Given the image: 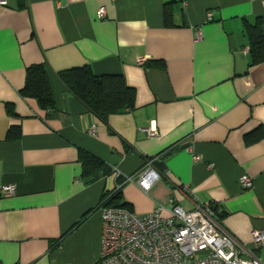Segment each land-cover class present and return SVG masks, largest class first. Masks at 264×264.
I'll list each match as a JSON object with an SVG mask.
<instances>
[{
    "label": "crops",
    "instance_id": "crops-1",
    "mask_svg": "<svg viewBox=\"0 0 264 264\" xmlns=\"http://www.w3.org/2000/svg\"><path fill=\"white\" fill-rule=\"evenodd\" d=\"M5 1L0 184L16 192L0 198V264H96L105 196L119 189L127 210L167 215L171 197L193 208L185 187L200 203L221 204L219 227L243 257L264 263V247L254 250L251 236L264 232V138L244 140L264 128V62L251 63L245 32L260 19L264 34V0ZM167 4L173 26L165 24ZM34 64L47 66L48 112L20 95ZM83 65L122 75L136 91L134 109L105 122L92 114L57 76ZM14 125L20 137L7 140ZM81 150L105 164L92 182L82 176ZM155 157L160 176L148 192L124 182ZM241 175L251 188H241Z\"/></svg>",
    "mask_w": 264,
    "mask_h": 264
},
{
    "label": "built area",
    "instance_id": "built-area-1",
    "mask_svg": "<svg viewBox=\"0 0 264 264\" xmlns=\"http://www.w3.org/2000/svg\"><path fill=\"white\" fill-rule=\"evenodd\" d=\"M4 5L6 1L0 0V6ZM104 15L101 8L99 16ZM212 18V11L207 12V19ZM201 38L198 29L196 39ZM145 60L138 57L137 63L142 65ZM144 131L148 137L156 136L153 128ZM157 160L147 159L145 167L124 182H134L148 192L160 176L152 166ZM239 184L242 189H249L253 182L249 176L241 175ZM185 190L193 208L185 210L171 197L167 215L161 209L140 215L119 207L101 206V254L96 264H264L257 256L243 257L235 239L219 227L216 217L223 212L221 204L200 203L193 192L187 187ZM15 192L14 185L0 184V198ZM251 236L253 249L261 250L264 232L252 231Z\"/></svg>",
    "mask_w": 264,
    "mask_h": 264
},
{
    "label": "trees",
    "instance_id": "trees-1",
    "mask_svg": "<svg viewBox=\"0 0 264 264\" xmlns=\"http://www.w3.org/2000/svg\"><path fill=\"white\" fill-rule=\"evenodd\" d=\"M165 6L164 20L166 26H173V14ZM246 35L249 40L251 63L264 62V34L261 20L255 24L246 25ZM57 76L69 93L79 100L92 114L105 122L112 114L123 113L135 107L136 91L125 82L122 75H95L88 65L73 67L57 72ZM24 99L34 100L38 107L45 112L54 109V101L49 84L47 66L34 64L26 69L25 83L20 90ZM13 113V108H9ZM20 128L11 126L7 140H17ZM264 138V128L258 127L246 134L244 140L252 144ZM79 161L82 165V176L86 182H92L98 171L104 170V162L87 151H79ZM101 206H112L127 209V203L121 201L120 190H115L105 196ZM221 215V214H219Z\"/></svg>",
    "mask_w": 264,
    "mask_h": 264
}]
</instances>
